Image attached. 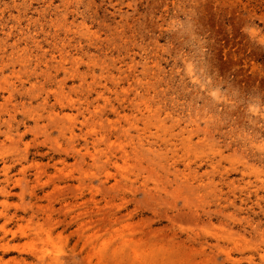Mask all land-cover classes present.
<instances>
[{
    "label": "rangeland",
    "instance_id": "obj_1",
    "mask_svg": "<svg viewBox=\"0 0 264 264\" xmlns=\"http://www.w3.org/2000/svg\"><path fill=\"white\" fill-rule=\"evenodd\" d=\"M0 264H264V0H0Z\"/></svg>",
    "mask_w": 264,
    "mask_h": 264
}]
</instances>
